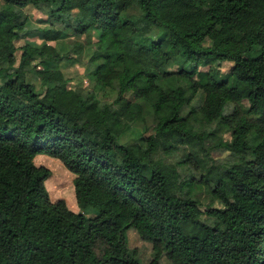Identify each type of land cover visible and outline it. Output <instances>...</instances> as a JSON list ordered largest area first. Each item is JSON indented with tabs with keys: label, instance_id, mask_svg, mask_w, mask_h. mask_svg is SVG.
Returning a JSON list of instances; mask_svg holds the SVG:
<instances>
[{
	"label": "trees",
	"instance_id": "obj_1",
	"mask_svg": "<svg viewBox=\"0 0 264 264\" xmlns=\"http://www.w3.org/2000/svg\"><path fill=\"white\" fill-rule=\"evenodd\" d=\"M86 48L111 102L62 69ZM0 264H264V0H0Z\"/></svg>",
	"mask_w": 264,
	"mask_h": 264
},
{
	"label": "rangeland",
	"instance_id": "obj_2",
	"mask_svg": "<svg viewBox=\"0 0 264 264\" xmlns=\"http://www.w3.org/2000/svg\"><path fill=\"white\" fill-rule=\"evenodd\" d=\"M25 12L28 14V16L30 17L31 21H32V26L30 29H36V28H43L47 25V22L45 21L46 19H48V16L33 8V7H27L25 9ZM58 27H62L61 24L58 25ZM35 31L33 32V36L28 39V41L33 42L35 44H40L41 43V39L39 36H37L36 34H34ZM77 41H85V37L84 36H72V35H63L62 39L60 41H58L57 43V48L62 49L63 51H68L70 50L74 44ZM90 53H91V48H86L83 53L81 55L78 56V60H76V62L73 61H64L62 63V69L66 75L67 78L70 79V85L73 88L76 89H82V90H86V91H91L95 94V97L98 99V101L100 103H104V102H111L116 98V93L113 89H108V88H102V87H94L91 83V77L89 75V64H88V60L90 57ZM186 61L185 59L179 57L175 62L171 63L168 67V70L171 71L173 74L177 71H179V69L181 67H183V65H185ZM233 63L229 62V61H225L221 64V68H220V72L218 75H216V78L218 79H224L226 81H228V83L230 85H233L234 83V78L231 75V69H232ZM173 74L163 80H160V82L165 86L166 89H170L173 88L176 85V79L173 76ZM200 74H197L196 77L198 79H200ZM29 79L31 82H33L36 86L37 90L41 89V84L40 81L36 80L35 78H33L32 76H29ZM203 99L202 93L199 92L198 95L195 97V99L193 100V104L196 105L197 107L201 104ZM188 108L185 110L187 111ZM152 123V120H148V124L150 125ZM144 126V124L142 123H135L134 127H135V133L137 135V137H140L141 132L140 130H143L142 127ZM150 127H153L152 125H150ZM146 134H151L152 129L146 130ZM145 133V132H144ZM225 137H228L225 136ZM141 143H143V141H141ZM179 155L178 154L176 157H173L172 160L175 162L176 160L179 159ZM223 155V154H222ZM220 158H222V162H225L227 160V156H220ZM179 170L182 172L181 177H185V174L187 173V171H184L182 168H179ZM146 173H149L150 169L147 167L145 168ZM196 177H199L200 172L196 173ZM71 178V177H66V179ZM183 178H181L180 180H182ZM199 191L197 192L196 195V199L199 203V207L202 210H206L209 207H215V208H222L223 205L220 201H214L212 200L210 194L208 193V191L204 188L202 189H198ZM97 210H93V214L96 213ZM91 213H88V215ZM129 246L130 248H136L138 251V254L140 255V257L142 258V260L144 261V263H147L150 258L152 257V246L150 243H143L140 241L139 237H137L136 234L132 233L129 239Z\"/></svg>",
	"mask_w": 264,
	"mask_h": 264
}]
</instances>
